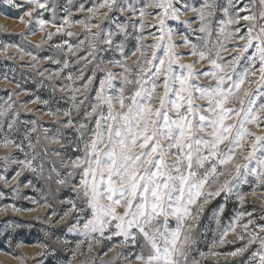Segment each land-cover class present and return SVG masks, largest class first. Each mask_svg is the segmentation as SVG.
I'll list each match as a JSON object with an SVG mask.
<instances>
[{
  "label": "snow or ice",
  "instance_id": "1",
  "mask_svg": "<svg viewBox=\"0 0 264 264\" xmlns=\"http://www.w3.org/2000/svg\"><path fill=\"white\" fill-rule=\"evenodd\" d=\"M4 2L21 10L16 18L26 27L35 24L44 33L45 40L53 39V34L45 31L48 25L55 28L57 34L63 32L67 36L74 33L66 30L65 24L69 29L79 24L87 29L85 38L76 45L67 42L51 45L66 54L87 42L86 55L73 53L74 61L66 55L63 60L54 55L39 57L20 45L5 44L0 48L5 59L13 58L7 53L9 48L15 47L20 53L18 60L23 61L25 56H29L35 62L23 67L35 68L44 60L60 65L56 69L38 70L37 75L49 81L56 76L69 82L60 86L59 91L68 94L71 106L45 114L56 116L59 128H70L75 136L65 142V134L58 131V136H45V139L77 153L61 159V167L67 170L65 173L61 174L55 165L50 169L57 174L56 183L74 194V198L61 201L68 207L59 219L72 218L74 222L68 231L84 237L76 247L88 241L91 251L92 240L100 244L116 238L109 251L115 248L126 250L118 252L114 258L115 261L122 256L123 264H198L194 258L190 261L189 254L193 232L205 206L217 197H223L227 202L233 196L243 205L245 196L238 189L250 182L249 177L253 178L252 183L264 188V135L257 134L264 131V0H224L223 3L220 0H202L199 7L188 5L186 0H136L135 3L132 0L120 3L117 0H98L87 8L83 2L76 5L77 11L91 15L88 19L75 21L68 18L72 9L67 5H72L73 0H66L65 4L59 0ZM103 8L108 11L101 13L99 10ZM148 8L157 11L149 13L146 11ZM58 11L67 13L60 17L61 24L55 22ZM125 11L132 13L128 19L137 15L141 18L132 25L134 29L141 30V34L133 37L138 43L131 56H135L137 51L140 55L131 66L126 63L130 56L125 55V42L130 35L128 25L110 15ZM189 11L195 12L196 17L183 23H199L193 35L202 33V36L195 37L201 43L193 42L187 34L177 33L167 23L169 20L179 22L180 16L187 15ZM241 12L245 15L241 16ZM45 13H51L52 19H43ZM219 13L223 15L218 17ZM98 15L105 16L115 25L99 40V43L108 45L107 49H98L96 43L89 39L90 36H100L99 32L91 33V29L100 28V24L90 23ZM148 15L158 24L146 25L143 18ZM24 16L29 18L27 22ZM214 20L220 26L218 36L222 35L224 40H244L247 36L246 42L230 48L219 39L214 44L210 43L208 38L213 36ZM241 20L249 23L228 27L239 25ZM146 26L155 28L156 32L143 34ZM28 35H35V31L21 33L24 39ZM175 35H181L179 43L173 42ZM149 37L155 43H140ZM42 44L43 41L35 47L40 48ZM182 47L190 48L188 55L197 57L193 63H179L185 54H178L175 50ZM109 50L118 51L121 59L105 61L101 58L100 64L106 62L121 71L100 69L104 75L93 87L95 69L99 64L94 65L87 77L84 69L96 59L98 52ZM225 52L239 55L226 58ZM242 59L248 64L238 71ZM80 60L85 64L76 73H65ZM201 62L205 68L196 71V65ZM117 77L120 78L119 86L115 83ZM250 77H256V80ZM201 79H207L208 84L199 83ZM77 81L83 82L77 84ZM245 84H256L257 87L249 91ZM52 87L55 92L57 86L53 84ZM21 92L10 93L8 101L0 107V133L3 134L0 143L4 147L19 149L25 156V159L15 156L2 158L5 168L8 164L22 166L12 177L0 174L5 187H8L10 179H16L25 169L37 174H42L44 169L42 160L35 163L38 160L35 148L39 143L38 139L36 144L32 140L35 126L24 130L19 142L8 135L20 131L19 112L14 109L12 96ZM30 102L48 103L39 97ZM27 103L29 101L23 102L22 106L26 107ZM74 115L79 119L74 121ZM61 117L67 119L61 120ZM28 123L35 125V121ZM253 127L256 132L251 130ZM47 131L44 129L45 133ZM25 144L31 154L26 151ZM47 155V149H44L43 156ZM54 155L62 154L56 152ZM221 177L225 179L221 181ZM22 186L39 191L31 181L26 185L18 181L12 186V194L19 196ZM252 194L255 195V190ZM2 195L4 193L0 192ZM22 198L36 203L34 197L24 195ZM225 207L226 204H221L215 210L217 223ZM12 210L22 211L14 205ZM254 212L255 208L239 212L222 231L218 241L223 244L229 232L234 233L236 239L243 243L227 255L243 257L241 264H264V211L258 217ZM48 219L50 217L41 223H47ZM11 223L13 227L22 226L16 221ZM237 227L242 231L236 232ZM41 247L45 251L40 255L55 257V249L48 245ZM19 259L23 264L24 257ZM114 261L109 264H114Z\"/></svg>",
  "mask_w": 264,
  "mask_h": 264
},
{
  "label": "rangeland",
  "instance_id": "2",
  "mask_svg": "<svg viewBox=\"0 0 264 264\" xmlns=\"http://www.w3.org/2000/svg\"><path fill=\"white\" fill-rule=\"evenodd\" d=\"M81 2H83L87 8L90 7L92 3L98 2V0H73L72 5H67L72 9V15L68 17L70 21L84 20L90 17V13L76 10V5ZM117 2L120 3L122 0H117ZM132 2L135 3L136 0H132ZM186 2L190 6L199 7L202 0H186ZM220 2L223 3L224 0H220ZM59 3L65 4L66 0H59ZM99 11L103 13L107 12L108 9L103 8ZM146 11L152 13L157 10L148 8ZM20 14L21 10L13 9L7 5L4 0H0V48L5 44L20 45L25 50L32 51L39 57L54 55L63 60L66 55L68 59L73 61L75 60L73 53L81 56L86 55L87 42L84 45H80V47H74L72 52L66 54L60 49L51 47L53 44H63L65 42L73 45L78 44L79 40L85 38L87 31L83 24L74 25L70 29L67 24L64 25L66 30H70L74 33L73 36H67L63 32L57 34L56 29L48 25L45 31L53 34V39L49 41L44 39V33L39 31L35 24L26 27L24 23H21L19 19L16 18L20 16ZM65 15H67V13L58 11L55 22L61 24L62 20L60 17ZM110 15H114L119 21H124L128 25L127 31L130 35L125 42V55L130 56V59H128L126 63L131 66L140 55L139 51H137L135 56H131V52L136 51L138 43L133 37L141 34V30L134 29L132 25L141 18L137 15L134 19H128V17L132 16V13L127 11L123 13L116 12ZM222 15V13H219L218 17ZM240 15H245V13L241 12ZM195 17L196 13L189 11L187 15L180 16L179 22L169 20L167 23L177 33L187 34L189 39L193 40V42L201 43L200 41H196L195 37L202 36L203 34L195 32L193 35V30L198 28L199 23H192L190 25H185L183 23L184 21L193 20ZM42 18L51 20L52 14L45 13ZM23 19L26 22L29 20L27 16H24ZM143 20L146 25L158 24V21L150 15L145 16ZM244 22L249 23L241 20L239 25L233 24L228 27L236 28L246 24ZM90 23L100 24V28L91 29V33L99 32L100 36H90L89 39L93 43H96L98 49H107L108 45L99 43V40L103 39L107 30L115 27V25L111 21H108L103 15H98L95 19H91ZM219 27L220 26L217 25L214 20L212 24L213 36L208 38L210 43L214 44L217 39H219L220 42L225 44V47L230 48L236 44L242 46L246 42L247 36H245L244 40H224L222 35H217ZM30 30L35 31V35H28L26 39L21 37V33H26ZM142 32L143 34H147L148 32H156V29L146 26ZM233 35L236 34L234 33ZM116 39H121V37H116ZM42 41V46L36 48L35 45L41 44ZM180 41L181 35H175L173 37L174 43H179ZM140 43H155V41L149 37L147 41H141ZM149 51H151V49H149ZM175 51L178 54H185V58L179 61L180 64H191L197 59L195 56L188 55L190 52V48L188 47L177 48ZM251 51L250 49L249 52ZM7 55H11L13 58L5 59V54H0V107L8 101L10 93L21 92V89L25 90L18 96H12V100L15 101L14 109L19 112L18 127L20 131L19 133L12 132L8 135L10 138L17 139V142H19V140L22 139L23 131L35 126L36 132L31 134L34 144H36L37 139L39 140L35 148L38 154V160L35 163H39L42 160L44 169L42 174L33 173L25 169L19 177L9 180L8 187H5L3 181H0V192L4 193V195L0 196V264H22L21 259H19L21 256L24 257L23 264H68L69 261H71V264H109V262L114 261L118 252L126 251L121 248H115L109 251L111 245L116 242V238H114L113 241H103L100 244L92 240L91 251H89L88 248V241H85V243L77 248V243L83 240L84 237L75 232L70 233L68 231L69 226L74 222L73 219L70 217H66L64 220L59 219L60 215H62L64 210L68 207L67 204L61 203V201L74 198V194L69 188L56 183L57 174L56 172L50 171V169L55 165L56 169L61 174L65 173L67 170L61 167V159H63L65 155L75 156L77 153H73L67 147L61 148L58 144L51 143L49 139H45V136L49 138L58 136L59 131L65 134L64 139L65 142H67L68 139L74 138L75 133L70 128H59L57 117L45 113L49 111L55 112L57 109H67L71 106L68 100V94L59 91L60 86L69 82L56 76H53L52 80L49 81L37 75L38 70L46 68L56 69L60 67V65H54L50 61L44 60L41 63H37L35 68L23 67L22 65H29L35 62L32 61L29 56H25L23 61L18 60L17 57H19L20 53L16 51L15 47L9 48ZM234 55H239V53H224L226 58H231ZM247 55L248 54L245 53V56ZM101 58L107 61L121 59V56L118 51L113 50L97 53L96 59L84 69L85 77H87L91 75L94 65L99 64V68L95 69L96 80L94 81L93 87L96 86L99 78L104 75V72L100 71V69H104V71L110 70L112 72L121 71L120 68L113 67L109 63L105 62L100 64ZM83 64H85V61L80 60L78 64H74L70 69H66L65 73L68 71L76 73L77 69ZM247 64L248 61L242 59L237 70H241V68L247 66ZM202 68H205L203 62L197 64L195 70L200 71ZM47 75L48 73H45V76ZM63 75L64 73L61 74V76ZM250 79L256 80V77H250ZM82 82L83 81H77V84ZM115 83L119 86V77L116 78ZM199 83L207 85L208 81L207 79H201ZM17 84H19V87H17ZM53 84L57 86L55 92L53 91ZM244 87H248L249 91H253L257 86L256 84L250 86L245 84ZM37 97L42 101H48V103L30 102ZM25 101H29L26 107L22 106ZM197 103L203 104L202 101H197ZM236 106L238 107V105ZM60 119L66 120L67 118L61 117ZM78 119L79 117L74 115V121ZM30 121H35V125L28 123ZM44 129H48L47 133L44 132ZM251 130L254 132L257 131L255 127ZM257 134L264 135V131L257 132ZM2 136L3 134L0 133V141H2ZM25 149L31 154V150L27 149V144H25ZM44 149H47V156H43ZM56 152H60L62 155H54ZM6 156H15L20 159H25V156L19 149H14L11 146L4 147L3 144L0 143V174L6 177H12L14 172L22 166L18 164H8L5 168L2 158ZM49 176H51V179H48ZM220 179L223 181L225 177H221ZM252 180L253 178L249 177L250 182L248 184H242L238 189V191L245 196L243 205L233 196L230 197L227 202L224 201L223 197H217L205 206L204 213L201 215L193 232V243L189 254L190 261L194 258L198 261V264H241L243 257H231L227 255V253L235 251L243 242L238 241L236 235L232 232H229L224 238L223 244L218 243V241L222 231L229 226L233 218L236 217L239 212L253 211L255 208L254 216L258 217L261 212L264 211V188L252 183ZM18 181L21 182L22 185H26L28 181H31L33 186L39 191H33L30 187L22 186L19 190L20 195H13L12 186ZM212 190L215 191V189ZM253 190H255V195L252 194ZM24 195L34 197L36 203H33L32 200L23 199L22 197ZM221 204H226V207L224 213L219 216L220 222L217 223L215 210ZM13 205L16 208H20L22 211H13ZM27 209L34 210L27 211ZM53 212H55L56 215H51ZM47 217H50L48 222L41 223ZM13 221L19 222L22 226L13 227L11 223ZM189 223H191V221H189ZM241 231V228H236V232ZM5 237H7V239H5ZM64 240H68L69 243H62ZM230 241H235V243H230ZM17 245L20 246L17 247ZM41 245H48L50 249H55V257L40 255V253L45 251ZM73 252L75 253V257H73ZM105 253H107V255H105ZM114 264H123V257L121 256L120 259L115 260Z\"/></svg>",
  "mask_w": 264,
  "mask_h": 264
},
{
  "label": "bare ground",
  "instance_id": "3",
  "mask_svg": "<svg viewBox=\"0 0 264 264\" xmlns=\"http://www.w3.org/2000/svg\"><path fill=\"white\" fill-rule=\"evenodd\" d=\"M244 23H246V22H244Z\"/></svg>",
  "mask_w": 264,
  "mask_h": 264
}]
</instances>
